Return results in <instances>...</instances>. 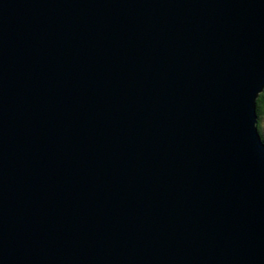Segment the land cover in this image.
<instances>
[{"label":"water","instance_id":"1","mask_svg":"<svg viewBox=\"0 0 264 264\" xmlns=\"http://www.w3.org/2000/svg\"><path fill=\"white\" fill-rule=\"evenodd\" d=\"M264 0H0V264H264Z\"/></svg>","mask_w":264,"mask_h":264},{"label":"trees","instance_id":"2","mask_svg":"<svg viewBox=\"0 0 264 264\" xmlns=\"http://www.w3.org/2000/svg\"><path fill=\"white\" fill-rule=\"evenodd\" d=\"M257 112H258V129L263 139V126L262 119L264 118V93L260 96L257 102Z\"/></svg>","mask_w":264,"mask_h":264},{"label":"rangeland","instance_id":"3","mask_svg":"<svg viewBox=\"0 0 264 264\" xmlns=\"http://www.w3.org/2000/svg\"><path fill=\"white\" fill-rule=\"evenodd\" d=\"M262 126H263V140H264V118L262 119Z\"/></svg>","mask_w":264,"mask_h":264}]
</instances>
